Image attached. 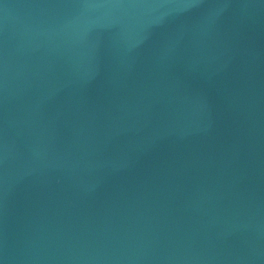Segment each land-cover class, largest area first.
Segmentation results:
<instances>
[{
    "label": "water",
    "instance_id": "water-1",
    "mask_svg": "<svg viewBox=\"0 0 264 264\" xmlns=\"http://www.w3.org/2000/svg\"><path fill=\"white\" fill-rule=\"evenodd\" d=\"M0 264H264V0H0Z\"/></svg>",
    "mask_w": 264,
    "mask_h": 264
}]
</instances>
